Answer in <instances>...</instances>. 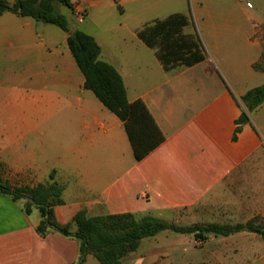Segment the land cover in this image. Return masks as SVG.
Returning a JSON list of instances; mask_svg holds the SVG:
<instances>
[{"label":"crops","instance_id":"0c3cea01","mask_svg":"<svg viewBox=\"0 0 264 264\" xmlns=\"http://www.w3.org/2000/svg\"><path fill=\"white\" fill-rule=\"evenodd\" d=\"M130 1L137 0H71V12L81 7L87 16L69 27L95 38L100 59L120 73L129 102L146 105L163 142L137 160L125 124L85 88L68 35L6 12L0 16L3 179L13 187L63 185L64 204L54 208L55 219L73 232V218L82 210L89 216L151 215L181 227L256 221L264 229V132L256 124L264 104L235 140L246 110L241 97L251 89L226 79L214 56L203 53L192 67L166 71L157 49L137 35L151 22L128 31L132 43L123 37L125 47L115 49L103 24L114 7L124 12ZM122 27L129 30L127 23ZM187 27L183 33L193 36ZM34 211L27 215L24 201L0 192V264H79V240L55 231L41 236L42 218ZM172 233L141 240L121 264H264L259 234L197 241L193 234ZM193 247L200 248L198 257L184 260ZM96 260L89 254L84 264H100Z\"/></svg>","mask_w":264,"mask_h":264},{"label":"trees","instance_id":"16d2710c","mask_svg":"<svg viewBox=\"0 0 264 264\" xmlns=\"http://www.w3.org/2000/svg\"><path fill=\"white\" fill-rule=\"evenodd\" d=\"M62 4L74 10L71 0H15L10 3L0 0V16L11 12L29 17L37 22L55 25L68 35L67 43L77 65L85 77V88L91 90L111 113L126 127L137 160H142L164 140L154 118L142 101L130 103L120 73L109 63L100 59L101 47L95 38L83 31H71L67 18L59 12ZM190 24L187 16L175 13L163 20H155L138 32V38L151 49H157V57L164 69L170 71L178 66L192 67L205 59L194 36L185 35L183 30ZM255 70L260 68L255 64ZM264 72V69H261ZM246 110L237 120V134L250 122V114L264 104V85L249 90L241 97ZM55 171L50 174L54 179ZM64 186L57 182L38 184L35 187H13L3 179L0 164V192L14 201H24L27 215L38 210L41 221L37 232L46 236L55 231L80 242L81 258L84 264L87 255H93L100 264H121L123 258L135 252L141 240L153 237L166 230L179 234H193L197 241L208 236L228 237L240 232H251L264 238L263 227L256 221L237 225H194L181 227L169 224L151 215L138 217L134 214L89 216L85 210L73 218L77 231L71 225H61L55 219L54 208L64 204ZM206 264V263H197Z\"/></svg>","mask_w":264,"mask_h":264},{"label":"rangeland","instance_id":"374dc122","mask_svg":"<svg viewBox=\"0 0 264 264\" xmlns=\"http://www.w3.org/2000/svg\"><path fill=\"white\" fill-rule=\"evenodd\" d=\"M57 8L70 25L80 23L65 5L58 4ZM124 10L114 7L113 14L103 24L115 49L125 47L123 37L132 43L128 31L134 27L181 13L188 17L187 29L193 33L200 49L206 56L217 59L226 79L229 76L245 91L264 85L261 70L264 69V0H137L125 4ZM124 23L129 30L123 29ZM51 27L62 33L57 26ZM254 62L259 72L252 67ZM261 111L260 124L257 121L256 124L264 132V108ZM33 217H39L38 211H34ZM190 239L194 243V238ZM199 249L193 247L184 260L197 258Z\"/></svg>","mask_w":264,"mask_h":264},{"label":"built area","instance_id":"2783aa9c","mask_svg":"<svg viewBox=\"0 0 264 264\" xmlns=\"http://www.w3.org/2000/svg\"><path fill=\"white\" fill-rule=\"evenodd\" d=\"M75 14L78 17L80 23H83L87 16L86 10L82 9L81 7L75 9Z\"/></svg>","mask_w":264,"mask_h":264}]
</instances>
